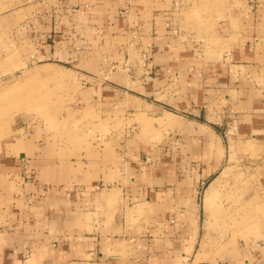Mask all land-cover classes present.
Returning <instances> with one entry per match:
<instances>
[{
  "label": "rangeland",
  "instance_id": "rangeland-1",
  "mask_svg": "<svg viewBox=\"0 0 264 264\" xmlns=\"http://www.w3.org/2000/svg\"><path fill=\"white\" fill-rule=\"evenodd\" d=\"M62 1L0 0V143L48 138L70 157H84L86 168L99 158L117 159L126 162L127 177L144 169L150 177L164 175L167 182L155 188H174L163 201L168 208L190 187L197 200L198 241L203 239L210 249L209 261L220 264L236 250L234 263L244 264L242 249L249 253L256 244L264 245V142L236 133L234 117H229L234 111L219 108L213 124L188 111L146 112L125 95L158 102L156 95L139 93L149 70L159 72L153 77L162 75L154 86L164 81L172 86L180 85L193 65L219 69L216 64L227 47L215 37L209 16L227 0L191 4L192 32L203 41L198 52L203 57L197 61L184 45L182 59L177 53H156L152 60V55L138 52L124 29L126 16L117 20L126 0H84L99 6L88 14H67ZM76 1L70 0L72 5ZM129 2L142 8L148 0ZM112 5H117L115 12H108ZM135 18L131 15L129 21ZM181 40L188 44L187 38ZM188 79L182 78L184 87ZM193 118L212 126L217 134H210L212 144L209 134L196 132L189 122ZM215 167L209 178H199Z\"/></svg>",
  "mask_w": 264,
  "mask_h": 264
},
{
  "label": "crops",
  "instance_id": "crops-1",
  "mask_svg": "<svg viewBox=\"0 0 264 264\" xmlns=\"http://www.w3.org/2000/svg\"><path fill=\"white\" fill-rule=\"evenodd\" d=\"M83 1L64 0L61 10L88 14L99 8ZM125 2L117 20L126 16L124 29L138 52L153 60L156 53L180 55L184 45L193 61L203 57L198 53L203 41L196 39L188 19L194 0H148L142 8ZM131 15L136 18L129 21ZM209 20L227 47L219 69L191 66L182 75L189 77L186 87L179 72L168 74L180 78V85L164 81L154 86L162 75L153 77L159 72L149 70L139 93L156 95L158 102L125 95L146 112L188 111L213 124L219 108L234 111L229 117H234L236 133L264 142V0H227ZM193 119L196 132L209 134L212 144L210 134L217 136L212 126ZM86 165L84 157H70L53 139L17 137L0 143V264H219L209 261L210 249L198 241L197 200L190 187L168 208L164 202L174 188H155L167 182L164 175L150 177L144 169L127 177L126 162L117 159ZM216 167L199 178H209ZM246 251H241L244 264H264V245ZM191 256L194 261L182 262ZM233 258L220 264H235Z\"/></svg>",
  "mask_w": 264,
  "mask_h": 264
}]
</instances>
